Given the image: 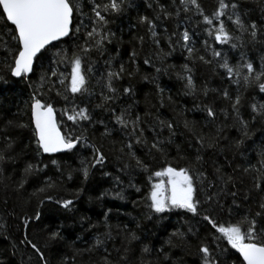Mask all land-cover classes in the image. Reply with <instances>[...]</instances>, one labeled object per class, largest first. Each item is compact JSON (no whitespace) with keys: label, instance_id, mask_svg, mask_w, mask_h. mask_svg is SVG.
Instances as JSON below:
<instances>
[{"label":"snow or ice","instance_id":"snow-or-ice-1","mask_svg":"<svg viewBox=\"0 0 264 264\" xmlns=\"http://www.w3.org/2000/svg\"><path fill=\"white\" fill-rule=\"evenodd\" d=\"M144 3L152 14H139L137 23L146 28V32L131 38L141 47L134 46L127 58L117 63L119 56L109 51L117 39L110 26L116 18L126 14L131 7L129 0H0V195L5 197L2 203L6 216H16L21 226L18 245L31 252L36 264H50L45 253L51 251L52 245L66 239L61 232L63 226L49 229L45 225L40 229L44 234L43 243L31 239L27 229L33 221H40L45 201L71 211L74 200L57 199L49 194L57 187L49 177H45L26 200L22 199L25 185L29 176L42 172L47 166L40 160L43 154L76 155L78 149H91V156L82 158L80 168L75 170L83 180L89 178L95 167L103 168L107 156L97 147L95 138L88 135L92 125H98L103 127L101 138L119 137L113 142L117 160L122 165L117 171L146 174L148 191L141 201H133V204L143 203L149 219L157 215L165 219L169 218L168 214L179 213L180 227H174L164 240L169 251L175 247L186 248L196 258V264H264V141L253 148L255 140L250 131L257 121L264 127V100L259 99L264 96V55L255 58L241 52L232 64L227 51L213 46L239 50L250 44L264 50V0H259V18H253L254 10H250L246 0H213L210 12H206L203 0H144ZM172 20L176 25L171 32L167 27L158 31L164 22ZM135 27L133 24L130 29ZM197 30L204 35L203 40H199ZM193 35H197V40ZM162 41L168 52L161 49ZM53 42L71 44L50 52L56 47ZM146 43L149 53L143 61L145 65L154 66L153 51L156 58L162 60L180 49L185 63L177 76L184 82L186 94L197 91L205 97L210 92L215 94L208 103L196 106L205 116L200 127H209L210 131H197L196 122L184 121L189 133L187 149L191 150L187 154L182 155L177 145V155L171 156L169 149L175 136L172 123L147 114H133L135 101L118 108L122 97L133 95L131 85L122 86V81L137 74V59ZM197 43L201 47H197ZM197 65L210 67L214 74L222 69L221 81L226 76L228 83L210 89L205 82L197 88L193 72ZM61 66L65 71H60ZM17 83L26 86V96L24 90L15 91ZM230 86H234V93ZM241 87L253 94L246 98ZM156 91L163 98L159 85ZM6 92L17 97L15 111L3 103ZM97 94L99 102L92 103ZM218 102L222 104L219 109ZM57 104L61 107L57 108ZM94 109L107 113L108 120L94 119ZM245 111L250 119L245 118ZM57 113L61 119L57 118ZM221 115L230 117L231 123L227 119L218 122ZM68 122H71L70 128L64 127ZM233 127L239 138L222 144L221 141L228 139L223 130ZM163 128L168 129L167 137L161 132ZM25 130L30 132L29 143L17 152ZM30 146L35 148L36 163L25 162L20 177L14 179L15 168L10 172L8 168L23 160L24 150ZM138 151L141 155H137ZM228 152L233 154L228 164L231 172H226L215 161L211 172L207 171L205 156H227ZM248 152H254L255 156H248ZM237 154L247 159L237 162ZM50 163L60 171L56 159H51ZM102 175L110 173L104 171ZM113 181L114 187L119 185L121 191L101 192V197L114 195L123 200L124 187L141 191L139 185L131 182L130 175L127 185H123L119 176ZM81 191L76 189V195ZM32 200L37 201V206L29 212L26 205ZM110 214L111 209L104 211L100 221L104 231L97 230L86 249L73 252L71 259L64 255L58 264H76L77 256L82 258L85 252L99 256L89 264H165L171 259L163 245L150 249L142 244L137 254L132 242L139 243L140 237L126 224H110ZM181 227L185 230L181 231ZM0 230L7 231L4 219H0ZM117 238L120 239L118 246L114 243ZM109 242H113L112 249L107 247ZM11 250L13 255L19 254L16 244ZM151 252L156 253L155 261L146 258ZM28 261L31 264V256Z\"/></svg>","mask_w":264,"mask_h":264},{"label":"trees","instance_id":"trees-1","mask_svg":"<svg viewBox=\"0 0 264 264\" xmlns=\"http://www.w3.org/2000/svg\"><path fill=\"white\" fill-rule=\"evenodd\" d=\"M131 7L127 10L126 14L116 18L115 23L110 26L111 31L115 32L117 39L113 41L110 46V53L114 56H119V60H125L127 54L135 46L140 48L141 46L135 44L131 41V38L135 35L137 37L142 36L146 32V28H142L137 23V17L139 14L151 15L152 10L146 8L144 0H129ZM163 2V0H162ZM206 12H210L213 5V0H203ZM249 4L250 10L253 11V18H259L260 9L258 7L259 0H246ZM135 24V29H130V26ZM176 25V21L164 22L158 31L162 32L164 27L169 29L171 32L172 28ZM128 29L127 31H122ZM199 40L204 39L203 34H199L197 30ZM193 39L197 40V35H193ZM122 41V43H121ZM131 41V42H130ZM56 44V42H54ZM71 42L67 44H56V47L50 49V52L55 51L56 48L60 47H70ZM117 46H119V52H117ZM216 48H223L229 53V59L232 64H235L237 59H239L241 52L248 54L250 57L258 58L260 55H264V50L259 47L253 48L252 45H246V47L239 50L231 49L230 46H221L218 44H213ZM197 47H201L197 43ZM161 49L164 52H168L169 49L167 45L162 41ZM149 53V44L146 43L143 47V51L139 55L136 64L137 74L134 78L129 79L125 77L122 81V86L131 85L133 90V95L127 98L122 97L121 101L118 103V108L125 104H131L135 101L132 106V112L140 113L142 116L147 114L149 117H159L160 120L172 123L175 131V136L173 137L174 143L171 145L169 151L171 156L175 157L177 155L176 146L179 145L182 149L181 154H187L189 151L187 145L189 143V133L184 128V121H194L197 124V131H210L209 127L201 128L203 125L205 116L196 106L197 104L203 105L208 103L215 96L214 93H209L205 97L201 92L197 91L193 94H186L187 90L184 88V82L178 79L177 73L180 72L181 65L185 63L184 54H182L180 49H176L171 52L169 56L164 57L162 60L156 58L155 51L152 52L153 65H145L143 63L144 59L147 58ZM50 58V53H49ZM107 57H105L106 59ZM165 65L174 66V68L165 69ZM191 66V64H190ZM159 68L160 71L157 72L156 69ZM70 71V69H68ZM132 69L129 68V71ZM60 71H65L63 66L60 67ZM195 84L197 88L207 83L208 87L220 88L223 84H227V77H224L223 82L221 81L220 73L223 72L219 69L215 74L212 69L208 66L197 65L193 69ZM99 75V73H97ZM142 77H147L143 79ZM157 85L163 90V98L161 95L157 94ZM232 87L234 93L235 88ZM24 90V95H27L26 86L21 83H17L15 91L18 93ZM95 91V89H93ZM240 91L244 93L245 97H250L253 93L249 90L245 92L243 87ZM3 103L7 106H11L13 111H15L16 99L11 93L4 94ZM21 102L23 101V96L19 97ZM259 99L264 100V96L259 97ZM99 102V95L97 94L92 98V103ZM220 102L217 103V109L221 107ZM61 107V104H57V108ZM94 119H104L108 120V114L103 113L100 109H94ZM246 119H250L247 112L244 113ZM57 118L61 119L59 113H57ZM228 120L231 123V118H225L220 116L219 121ZM71 122L64 125V127L70 128ZM111 127V125H109ZM92 129H95L93 131ZM103 131L102 126L92 125L89 129L88 135L90 138L94 137V142L97 147H101L103 152L107 156V163L103 168L97 166L92 169L90 176L87 180H83L82 175L75 171L80 168V160L82 158L90 157L92 154L91 149H78L76 155H69L65 153H57L54 155H42L40 160L43 164L47 165L42 172L35 175L29 176L27 183L25 185V191L23 193L22 199L26 200L28 195L36 188L40 187L44 181L45 177L51 178V180L57 184L56 189L51 191L52 194L57 199H73L74 204L71 211H65L60 209L53 202L45 201L41 207L42 215L40 221L37 223L32 222V225L27 229V233L31 239L34 241H40L43 243L44 234L40 232L45 225L49 226V229H54L60 225L62 235L66 239L59 244L52 245L51 251H46V256L50 260V264H58L61 257L64 255H69L71 259V254L77 250L86 249L88 245L93 242V237L96 235L97 230L100 232L104 231L102 223L100 221L103 218V213L107 209H111V214L108 222L113 225H128L129 230L134 231L136 236L140 237L139 243L133 241L135 245V251L139 254V248L142 244H147L150 249L158 248L161 245L164 246L165 251H169L168 245L164 244V240L168 237L169 233L174 227H180L179 223V213L168 214L169 218L161 219L159 215L156 218L149 219L146 218V211L143 203L134 205L133 201H141L148 191V181L146 179V174L138 171H130L126 174L124 172H118L117 170L122 167L121 163L117 160V156L113 147V142L119 139L118 135H112L108 138H101L100 133ZM250 131L254 137L255 143L252 145L253 148H258L261 141H264V127H262L260 122H254L251 126ZM161 132L164 137L169 135L168 129L163 128ZM224 135L227 136V140L221 141L222 144L226 145L228 141L233 138L238 139L239 133L236 129L227 128L223 130ZM23 143L19 144L16 148L17 152H20L24 148L25 144H28V137L30 132L25 130L22 134ZM118 147V145H116ZM206 152L211 153V150L206 149ZM137 155H141L138 151ZM248 156H255L254 152H248ZM24 159L18 161L15 166H9L8 171H12L15 168L14 179L20 177V169L24 167L25 162L36 163L35 148L30 146L24 150ZM233 158V154L228 152L227 156L223 154H212L205 156L206 161L205 167L208 172L212 170V162L215 161L216 164H220L226 170V172H231L232 169L228 167L230 159ZM51 159H56L60 164V171H57L56 166L50 163ZM237 162L242 159H247V156L241 157L239 154L235 157ZM67 166V167H65ZM181 166H184L183 164ZM71 171L72 179L69 180L68 174ZM109 172V176H103L102 172ZM207 174V173H206ZM7 175V172L5 173ZM129 175L131 176V182L140 186L141 191L136 192L133 188H123V195L125 199L120 200L114 195H105L101 197V192H116L121 191L119 185L114 187L113 178L119 176L123 185L129 183ZM82 189L79 196L76 195V189ZM5 197L0 195V219H4L7 225V231L0 230V261H6V264H29L28 257L31 256V264H36V258L32 256L31 252L25 249L23 246L18 245V241L21 238L20 231L21 226L18 223L16 216H6L5 210L3 208V200ZM14 199V198H13ZM11 203V202H10ZM37 206V201L32 200L30 204L26 205V210L32 212ZM9 211L11 208L9 207ZM18 210V214H19ZM83 218V220L81 219ZM227 223V219H225ZM137 224L139 227L137 228ZM94 225L95 227H90ZM185 228L181 227V231ZM7 235L8 239H4ZM115 245L120 244V239L115 240ZM226 243V242H225ZM16 244L19 249V254L13 255L12 245ZM47 247V246H46ZM107 247L109 249L113 248V242H109ZM233 252L235 250H232ZM102 254V253H101ZM113 255H115L113 253ZM171 259L165 264H196V258L189 253L186 248L175 247L169 251ZM238 256V253L236 254ZM147 259L155 261L156 253L151 252L146 256ZM98 254L84 253L81 258L79 255L76 259V264H89L91 260H98ZM238 264V262H236Z\"/></svg>","mask_w":264,"mask_h":264},{"label":"water","instance_id":"water-1","mask_svg":"<svg viewBox=\"0 0 264 264\" xmlns=\"http://www.w3.org/2000/svg\"><path fill=\"white\" fill-rule=\"evenodd\" d=\"M54 43V42H53ZM58 153H60V152H58ZM54 154H57V153H53V154H43V155H54Z\"/></svg>","mask_w":264,"mask_h":264}]
</instances>
